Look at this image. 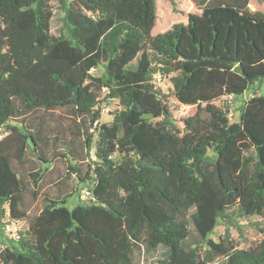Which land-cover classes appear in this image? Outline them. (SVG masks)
<instances>
[{"label":"trees","instance_id":"trees-1","mask_svg":"<svg viewBox=\"0 0 264 264\" xmlns=\"http://www.w3.org/2000/svg\"><path fill=\"white\" fill-rule=\"evenodd\" d=\"M54 1L69 38L51 33ZM193 2L200 14L154 35L157 0H0V222L21 227L0 264H138L137 251L159 248L166 264H264V230L247 247L229 233L211 237L220 222L264 220V95L250 98L236 123L220 105L264 81V11L251 0ZM156 74L195 109L183 127ZM109 100L120 110L105 123ZM58 109L73 118L84 154L63 140L66 151L53 157L66 159L67 180L77 177L91 196L45 194L30 215L14 162L30 149L53 163L49 150L63 132L53 139L26 119ZM28 176L37 197L43 173Z\"/></svg>","mask_w":264,"mask_h":264},{"label":"rangeland","instance_id":"rangeland-1","mask_svg":"<svg viewBox=\"0 0 264 264\" xmlns=\"http://www.w3.org/2000/svg\"><path fill=\"white\" fill-rule=\"evenodd\" d=\"M54 16L51 21V33L55 36L70 37V29L66 22V14L62 10L59 2L54 1L52 3ZM250 9L253 11H264V0H251ZM200 14L201 11L196 7L193 0H157V20L156 26L153 30V34L157 35L170 30L174 25L179 23H186L189 14ZM105 72L104 66L99 67L96 76L102 75ZM164 83L158 88L162 93L168 96V104L172 109L174 117L178 121L179 125L183 127V120L192 115L195 111L192 107H186L177 102L173 95L172 85L170 77H164ZM254 95H264V81L256 82L251 86L247 92L239 97H230L228 100L220 103V105L227 106L229 108V118L231 123L239 121L240 112L245 103ZM119 103L116 100L106 101V106L113 112L112 115H106L102 112V122H109L113 119V115L116 111L120 110ZM27 125H35L43 123V126L48 130H52L51 137H59L56 131H62L63 135L56 141L57 147L51 146L49 150V160L52 159L50 166L44 165L37 161L29 149L25 161L21 164L14 162V166L18 172H20L26 182L27 191L24 196V205L22 210H27L30 215L38 214L44 207L45 194L52 195L54 197L61 196L62 194L73 191L74 203L80 201L86 203L87 195L84 196L86 187L77 181V177H73L72 180H67L68 174V162L64 158H54V154L58 152H65L67 145H64V141L75 142V147L79 152H83L84 140L80 137H75L71 133V127L74 125L73 118L69 115L65 109H58L53 112L37 111L34 112L29 118L26 119ZM12 125L15 122L11 123ZM3 135H7V132H2ZM87 168L86 164L83 166ZM44 169H47L44 171ZM39 171L43 173L42 181L40 182L39 195L34 196L33 183L28 176L30 173ZM65 182V184H61ZM67 185V186H66ZM61 194V195H60ZM28 228V222H23L22 229L25 231ZM192 230V239L197 240L198 236L193 224L190 226ZM264 230V220L259 217H252L247 220H240L238 223L225 224L220 222L216 228L215 233L211 236L214 241H219L228 233L230 234L234 243L240 247H247L249 243L256 241L261 237V231ZM13 236L5 229L4 221L0 222V251L4 250L10 243L14 242ZM136 262L138 264H166L167 255L166 251L159 248L153 253H145L144 250L137 251ZM224 258H219L213 264H225Z\"/></svg>","mask_w":264,"mask_h":264},{"label":"built area","instance_id":"built-area-1","mask_svg":"<svg viewBox=\"0 0 264 264\" xmlns=\"http://www.w3.org/2000/svg\"><path fill=\"white\" fill-rule=\"evenodd\" d=\"M164 77H165V76H163V75H161V74H156V75H155V77H154V82H153V83H154V85H155L156 88H159V87L164 83V81H165V80H164V79H165ZM104 91L106 92V89H104ZM111 112H112L111 109L108 108L107 106H105V107L103 108V113H104V114H106V115H110ZM0 138H1V137H0ZM85 195H87L88 198L91 196L90 192H86ZM88 198H87V199H88ZM5 229H6L7 232H10V234H11L13 237H15V238H19L18 233L20 232L21 227H20L17 223L13 222V223L6 224Z\"/></svg>","mask_w":264,"mask_h":264}]
</instances>
